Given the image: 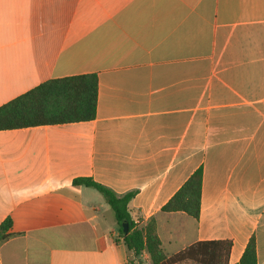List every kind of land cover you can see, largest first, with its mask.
Returning <instances> with one entry per match:
<instances>
[{
	"label": "crops",
	"instance_id": "0c3cea01",
	"mask_svg": "<svg viewBox=\"0 0 264 264\" xmlns=\"http://www.w3.org/2000/svg\"><path fill=\"white\" fill-rule=\"evenodd\" d=\"M89 74L93 120L0 130V264H132L79 179L132 192L167 257L253 237L264 264V0H0V106ZM198 168V218L162 212Z\"/></svg>",
	"mask_w": 264,
	"mask_h": 264
},
{
	"label": "trees",
	"instance_id": "16d2710c",
	"mask_svg": "<svg viewBox=\"0 0 264 264\" xmlns=\"http://www.w3.org/2000/svg\"><path fill=\"white\" fill-rule=\"evenodd\" d=\"M97 78L94 74L45 81L24 94L0 106V130L37 127L91 121L95 117ZM99 192L113 211L118 230L127 249L132 253V264H142L145 253L150 264H227L231 248L229 240L207 241L193 244L181 252L167 257L161 249L154 218L143 222L133 219L129 203L133 193L117 195L111 189L91 179L73 182ZM202 170L198 168L161 208L164 213L183 212L197 219L200 208ZM127 224L124 235L122 225ZM7 219L0 227V241L8 238ZM236 264H257L256 244L253 237Z\"/></svg>",
	"mask_w": 264,
	"mask_h": 264
},
{
	"label": "water",
	"instance_id": "95a60500",
	"mask_svg": "<svg viewBox=\"0 0 264 264\" xmlns=\"http://www.w3.org/2000/svg\"><path fill=\"white\" fill-rule=\"evenodd\" d=\"M122 231H123V233L126 235L127 234V224H123L122 225Z\"/></svg>",
	"mask_w": 264,
	"mask_h": 264
},
{
	"label": "rangeland",
	"instance_id": "374dc122",
	"mask_svg": "<svg viewBox=\"0 0 264 264\" xmlns=\"http://www.w3.org/2000/svg\"><path fill=\"white\" fill-rule=\"evenodd\" d=\"M141 262H143V264H145V262H144V261H142V260H141ZM146 264H148V263H146Z\"/></svg>",
	"mask_w": 264,
	"mask_h": 264
}]
</instances>
